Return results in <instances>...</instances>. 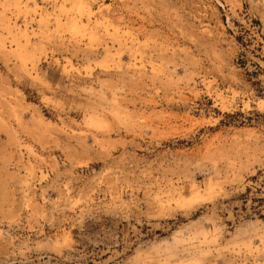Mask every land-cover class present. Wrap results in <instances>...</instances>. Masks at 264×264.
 Returning <instances> with one entry per match:
<instances>
[{
  "label": "rangeland",
  "instance_id": "1",
  "mask_svg": "<svg viewBox=\"0 0 264 264\" xmlns=\"http://www.w3.org/2000/svg\"><path fill=\"white\" fill-rule=\"evenodd\" d=\"M0 264H264V0H0Z\"/></svg>",
  "mask_w": 264,
  "mask_h": 264
},
{
  "label": "bare ground",
  "instance_id": "2",
  "mask_svg": "<svg viewBox=\"0 0 264 264\" xmlns=\"http://www.w3.org/2000/svg\"><path fill=\"white\" fill-rule=\"evenodd\" d=\"M211 195V194H210ZM214 197V196H213ZM180 198V197H179ZM178 198V199H179ZM210 198V197H209ZM201 199V198H200ZM204 200V199H203ZM206 200H207V198H206ZM193 200H191V202H192ZM193 202H195V201H193ZM185 202H183V203H181V204H184ZM192 204V203H191ZM188 205V202H187V204H184V206H187Z\"/></svg>",
  "mask_w": 264,
  "mask_h": 264
}]
</instances>
